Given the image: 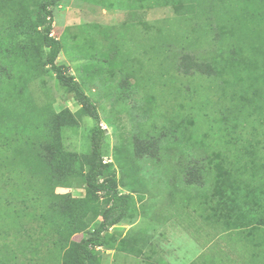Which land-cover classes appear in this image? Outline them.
<instances>
[{"label":"rangeland","instance_id":"1","mask_svg":"<svg viewBox=\"0 0 264 264\" xmlns=\"http://www.w3.org/2000/svg\"><path fill=\"white\" fill-rule=\"evenodd\" d=\"M44 1L0 0V264H77L73 243L102 220L81 170L96 123L46 64ZM231 3L52 7L58 63L107 131L105 175L131 194L91 264H264V17ZM50 152L63 179H48ZM78 199L87 215L71 231Z\"/></svg>","mask_w":264,"mask_h":264},{"label":"trees","instance_id":"2","mask_svg":"<svg viewBox=\"0 0 264 264\" xmlns=\"http://www.w3.org/2000/svg\"><path fill=\"white\" fill-rule=\"evenodd\" d=\"M58 1L59 0L44 1L42 6L44 14L42 24L44 25V29L41 31L39 38L40 42L49 48L46 64L51 67L58 82L65 88L74 92L76 99L82 104L83 112L91 116L96 123L95 128L92 130L91 148L87 154L82 156L81 170L84 174V180L88 186L89 193L103 194V200L99 206L102 220L98 223L91 237L73 243L77 264H91L93 248L103 246L105 244L103 237L104 232L110 230L114 225L122 221L130 205L131 194L123 193L119 190L118 183L114 176L105 175L108 163L104 160L103 145L107 136V131L101 125V118L97 104L92 101L91 97L87 94L76 77L69 75L67 68L58 63V58L63 49V43L61 39L53 35L54 20L52 18V7L55 6ZM231 7H234L235 9L238 8L240 11L244 10L243 14L246 19L248 16H255L254 13L249 14L253 11L252 9L255 8L261 10L262 12L259 13L264 17V0H233ZM231 7L230 5L226 6V8ZM1 47L8 51V40H4ZM136 151L145 154L148 152L153 153L150 146L144 147V145L141 144L136 147ZM58 153H60V151H58ZM246 153L247 152H245V154ZM53 156L54 154H52V152L45 154V165L52 171L48 178L49 180L51 178V181L64 178L62 174L64 170L61 167L62 163L60 159H52ZM194 175L195 173L192 172L190 178L196 179L197 177H194ZM236 190L239 192V187L236 186ZM45 200H52L50 193L46 194ZM83 201L84 200L81 199L73 201L72 204L69 205L70 211L65 214L64 221L71 231L76 230L85 224L84 216L87 214L82 210H79V205ZM52 205L55 207V201H52L51 206ZM71 205L72 209L70 208ZM57 211L58 208L56 209V212Z\"/></svg>","mask_w":264,"mask_h":264}]
</instances>
